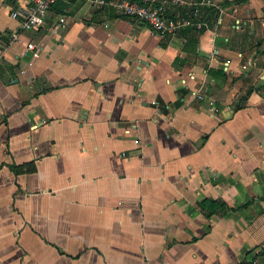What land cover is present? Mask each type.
Returning a JSON list of instances; mask_svg holds the SVG:
<instances>
[{
    "label": "crops",
    "instance_id": "crops-1",
    "mask_svg": "<svg viewBox=\"0 0 264 264\" xmlns=\"http://www.w3.org/2000/svg\"><path fill=\"white\" fill-rule=\"evenodd\" d=\"M25 1L0 0V264H264V0L165 34L88 0L22 28Z\"/></svg>",
    "mask_w": 264,
    "mask_h": 264
},
{
    "label": "built area",
    "instance_id": "built-area-1",
    "mask_svg": "<svg viewBox=\"0 0 264 264\" xmlns=\"http://www.w3.org/2000/svg\"><path fill=\"white\" fill-rule=\"evenodd\" d=\"M54 1L26 0L22 6L12 10L10 14L19 20L22 28L36 27L43 23L47 8ZM88 2L92 5L113 6L120 13L132 15L146 22L153 31L165 34L172 33L186 21L185 19L197 15L199 3L211 4L213 0H199L198 2L190 0H88ZM174 3H182L186 6L187 9L182 16H171L167 13V9ZM65 23V17L58 15L57 24L64 27ZM11 35L16 37L15 32ZM245 65L242 64V67ZM195 95L201 97L198 90L195 91Z\"/></svg>",
    "mask_w": 264,
    "mask_h": 264
},
{
    "label": "trees",
    "instance_id": "trees-1",
    "mask_svg": "<svg viewBox=\"0 0 264 264\" xmlns=\"http://www.w3.org/2000/svg\"><path fill=\"white\" fill-rule=\"evenodd\" d=\"M249 91H250V87H248L245 90V92L242 94V98H245ZM239 105H242V101L238 102L235 106H239ZM9 166L14 171L31 170L34 167V163L31 160L19 162V163L11 162ZM196 204L200 209H202L206 213V215H209V213L211 212L224 213L229 208L224 201L211 197L200 198L196 201Z\"/></svg>",
    "mask_w": 264,
    "mask_h": 264
}]
</instances>
